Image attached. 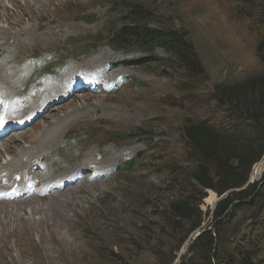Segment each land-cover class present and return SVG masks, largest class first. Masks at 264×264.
<instances>
[{
    "label": "rangeland",
    "instance_id": "rangeland-1",
    "mask_svg": "<svg viewBox=\"0 0 264 264\" xmlns=\"http://www.w3.org/2000/svg\"><path fill=\"white\" fill-rule=\"evenodd\" d=\"M128 5L146 6L154 11V25L184 32L191 62L158 48L159 62L140 66L134 64L142 54L139 47L114 49L111 29L121 23L119 12ZM262 41L264 0L251 5L248 0H0V84L18 85L14 90L28 100L44 84L64 77L70 64L73 74L82 65H96L93 70L105 74L99 85L98 77L92 79L99 91L72 97L56 85L49 89L51 99L57 92L55 99L61 94L66 100L23 129L25 138L18 130L1 139L0 166L32 142H41L44 136L37 138L47 130H57L55 140L60 141L45 147L62 145L47 161L34 156L37 169L70 166L74 172L81 165L89 170L110 166L109 176L89 182L98 181L89 190L80 188L89 184L82 181L61 196L37 195V200L35 191L30 200L0 191V264H181L197 257L192 246L205 228L215 229L214 212L222 196L192 176L201 164L213 175L218 169L191 145L185 127L204 124L244 142L262 133L246 113L260 105L264 93ZM223 84L234 86L236 105L220 100L217 87ZM88 109L89 115L76 121ZM6 113L0 111V121ZM65 116L69 123H61ZM131 133L141 137L125 136ZM263 171L264 155L250 173L251 183L259 181L252 201L241 203L219 229L223 251L253 249L260 264ZM69 193L75 199L64 202ZM183 198L202 214L176 216L170 204Z\"/></svg>",
    "mask_w": 264,
    "mask_h": 264
},
{
    "label": "trees",
    "instance_id": "trees-1",
    "mask_svg": "<svg viewBox=\"0 0 264 264\" xmlns=\"http://www.w3.org/2000/svg\"><path fill=\"white\" fill-rule=\"evenodd\" d=\"M256 1L248 0V3L251 5ZM154 15V11L143 5L126 6L119 12L121 23L115 24L111 29L110 45L114 49L139 47L142 54L134 61L135 65L142 66L159 62L156 56L158 48L183 57L187 63L191 62L187 35L174 28L154 25ZM258 51L264 52V41L258 45ZM262 82L264 83V76L261 78ZM261 85L264 87V84ZM217 88L222 102L236 105V99L233 96L234 86L223 84ZM261 89L263 91L264 88ZM260 98V105L251 112H246L255 127L262 130V133L253 139L244 142L236 138H228L210 126L195 122L185 127V136L191 145L200 152L204 160L214 162L218 169L213 175L206 164H201L192 176L203 188L216 191L222 198L214 212L215 229L205 228L197 236L192 246L196 248L197 257L185 259L181 264L261 263V261H256L253 249L223 251L219 244L222 235L219 229L228 223L241 203L252 201L250 198L254 197L259 185V181L251 183L249 178L254 164L264 155V93L261 92ZM125 136L129 139L141 137L137 133ZM261 180L264 181V171ZM170 208L181 219H189L202 214L199 206L190 205V201L186 198L172 201ZM200 224L201 221L194 228L199 227ZM262 262L264 264V261Z\"/></svg>",
    "mask_w": 264,
    "mask_h": 264
},
{
    "label": "bare ground",
    "instance_id": "bare-ground-1",
    "mask_svg": "<svg viewBox=\"0 0 264 264\" xmlns=\"http://www.w3.org/2000/svg\"><path fill=\"white\" fill-rule=\"evenodd\" d=\"M12 38L15 39V37H12ZM82 67L79 68L81 69V71L73 74L75 67L72 64H70L68 66L67 71L63 73L64 77L60 75L59 77L57 76L58 78L55 80H52V81L49 80L50 82L48 81L49 82L48 87H47V84H44V87L43 86H42L43 88L41 87L42 90L36 93L35 97L29 96L28 100L23 98V93L20 92V90H17V91L14 90L16 87H19L18 85H13L9 83L0 84V97H1V100L2 99L5 100L4 103L1 102L0 100V111L2 113L5 111L7 112L5 114V118H3L0 121V127L6 128L7 126H9L8 132L3 136L1 135L0 140L6 139L8 136L13 135L14 132H19L18 130L20 131L22 130V131L18 133L17 135H19V137L25 138L27 136V133H26V130L23 131V129L28 128L29 125L31 124L34 125L35 123H37L39 119L47 116V114H49L50 111H52L53 109L54 110L56 109L57 105L61 104L62 102L66 100V98H64L63 95L61 94H59L57 96L58 98L55 99L54 95L57 93L55 91H54L55 93L53 92L54 93L52 96L53 98L51 99L52 92H50L49 89H51L54 85L58 86L55 88L57 91L61 88H64L66 89V95L67 96L71 95L72 97H75L76 95L81 94L83 91H86L88 89H92V90L96 89L97 91H99V89H97L99 88L98 85L100 84V82H102V80L105 79L104 71L93 70V68L97 67L96 65L93 67L86 65L87 69H84ZM69 75L71 76L68 77ZM22 77H23V74H22ZM94 77L95 78L98 77L97 79L100 80L98 85L96 86L91 85V83H93L92 79H94ZM65 84L67 85L70 84V85L69 87H66L67 85ZM81 107L83 109V106ZM89 113H90V110L89 111L86 110V112H84L83 115L81 116L77 115L78 117L76 121L78 122L82 121L83 118H85L83 116H86L87 114L89 115ZM69 114L71 115V113ZM65 117L66 119L62 118L61 123L65 124V122L66 123L68 122L69 119L67 120V116ZM29 118L31 119L33 118L32 121H29L28 120ZM68 118H69V115H68ZM16 120L20 121V123L22 122L23 125H20V127H18L17 124L15 123ZM48 131L49 130L46 131L47 133L41 134V136L37 138L38 140H41V138L44 136L43 137L44 139L41 140V142L35 145H33V142H32V146L22 148L21 150L16 152L14 154L15 158L13 160H10V161H7L1 164L0 166V191L6 190V192L11 195L17 194L18 195L17 197H25L24 198L25 200L32 198V197L28 198V196L31 192L35 191L36 195H35V198L34 197L33 198L37 200L39 199V198H36L37 195L39 197H46L51 194L55 195L57 193L58 196H61L62 194L61 191L64 190L65 188L69 190H73L77 188V185L74 186V184L80 183L82 181H87V183H89L93 180H98V179L100 180L103 177L109 176L110 174L109 173L110 166H108L109 164L103 165V166L100 165L99 168L91 167L90 170L87 168L88 166L86 167L85 165H81L80 168H78L77 170H74V172L72 170L69 171L70 166L67 168H63L59 171H56L54 166H52V168L51 166L46 167L43 170L37 169L36 166H34L35 164L33 165L34 156H37V158L39 157L40 159L47 161V159L53 158L54 156L53 152H56V151L60 152L59 150L62 144L58 146L57 149L55 150H48L47 148L48 146L45 147V145L47 144L49 145L50 143L54 141L53 145H51V147L54 148L57 145V142L60 141L59 140L60 138L55 140L56 136L58 137V135L55 133L57 130L55 132L53 130H51V132H48ZM19 137L13 136L12 138L17 139ZM6 151L7 152L9 151V147L6 149ZM114 157L117 159H121L120 154H116L114 155ZM87 159L89 160V159H95V158L89 156ZM103 168L107 169V171L105 170L106 172H104ZM68 172L70 175H65L66 173L68 174ZM86 173H88V175L89 173H91V175L87 177ZM53 184H55V187H53ZM97 184H98V181L91 183V184L89 183L86 186H82V187L79 186V187L82 188L83 190H89L91 188L93 189V187H95ZM34 186L38 187V189L35 190L33 188ZM69 194L70 196H67L66 198H64V202H68L69 200L75 199L72 193H69ZM23 203H25V201L22 202V204Z\"/></svg>",
    "mask_w": 264,
    "mask_h": 264
}]
</instances>
